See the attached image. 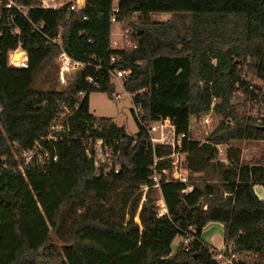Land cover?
<instances>
[{
  "label": "trees",
  "instance_id": "obj_1",
  "mask_svg": "<svg viewBox=\"0 0 264 264\" xmlns=\"http://www.w3.org/2000/svg\"><path fill=\"white\" fill-rule=\"evenodd\" d=\"M15 2L26 7L25 14L12 10L28 65L7 62L17 40L3 27L0 193L9 190L15 198L0 197V264H215L201 236L209 221L222 224L225 252L232 242L240 264L264 262V197L254 188H264V154L243 163L240 150L229 146L226 161L215 159L218 143L264 140V0H85L77 9ZM154 11L187 13L188 27L181 32L172 18L152 19ZM112 13L124 31L131 28L121 48L111 46ZM57 33L60 46L86 64L62 88L35 86L40 72L43 79L57 77V66L49 67L61 48L51 40ZM113 68L129 69L123 88L132 95L134 135L88 108L91 90H114ZM213 97L219 119L201 141L189 131V118L207 111ZM60 99L79 106L69 131L47 145L57 159L21 170L23 159L10 143L29 148ZM248 106L254 114L244 112ZM162 116L170 118L175 136L185 133L179 145L151 141L142 122ZM95 137L119 151L111 162L96 165L88 156ZM174 149L187 153V181L156 186L151 166L171 167ZM176 236L182 239L173 245Z\"/></svg>",
  "mask_w": 264,
  "mask_h": 264
},
{
  "label": "built area",
  "instance_id": "obj_2",
  "mask_svg": "<svg viewBox=\"0 0 264 264\" xmlns=\"http://www.w3.org/2000/svg\"><path fill=\"white\" fill-rule=\"evenodd\" d=\"M40 5L46 7H59L62 5H67L70 9H77L82 7L85 3V0H38ZM20 12L21 14H25L26 7L20 4H17L15 0H0V34L3 31V27L7 26L8 32L16 38L17 45L8 52L7 62L16 66L25 67L28 65V55L22 46V33L20 27L16 24L14 18L13 10ZM3 10L5 11L4 15L2 14ZM113 11H117L116 5L113 6ZM5 18L6 21H2V18ZM110 20L116 21L115 13H112L110 16ZM129 28H125V32H128ZM54 43H57L59 46L61 45V34L57 33L55 36L51 38ZM60 50L55 56V61L57 64V78L58 81L62 84L67 82V74L70 72H75L76 70L82 68L86 62L82 60L75 59L71 57L63 48L60 46ZM23 50L20 52L19 56H14L17 51ZM114 57L111 56V59ZM110 80L116 82V80L123 79L128 73L129 69H121V68H113L109 69ZM94 77L91 75L86 76V80L89 83H93V86L98 85V83L93 80ZM81 97L86 94V91H79L78 93ZM215 97H213L210 107L207 111L201 112L198 116L191 115L189 118V131H192L196 127H205L210 126L209 124L213 122L217 117V114L214 112V102ZM79 103L75 102L73 104H69L67 100L60 99L57 101V109L55 114L50 120L47 129L40 132V134L34 139L33 144L29 148H24L19 146L16 140H13L10 143V151L17 158L21 157L23 160H18L17 167L23 170V166L26 164H36L42 165L47 162L50 158L52 160L57 159V154L52 152L47 145H54L56 140L64 133H67L70 129L69 119L72 114L78 108ZM1 102H0V110H1ZM138 108V107H136ZM217 119H215L217 123ZM215 123V125H216ZM145 126L147 132L150 134V139L152 142H161V143H171L172 145L176 142L177 145L180 144L181 138L185 135L184 132L179 133L177 136L174 134V126L171 123V120L168 116H162L156 120H152L150 122H142ZM215 125L210 129L212 130ZM209 130V131H210ZM158 131V136H154L153 133ZM168 131L171 133V140H167ZM209 134L206 131V135L204 138L200 139L201 141L206 139V136ZM119 142L116 141V144ZM92 150L87 149L88 156L91 157L94 161V164H99L103 161L111 162L112 158H115L118 154V150H114L113 145H110L105 142L102 137H95L92 143ZM182 152V151H181ZM180 150L174 149L169 155L171 157V167L169 168H156L155 164L152 167V173L150 179L154 182L156 186H159L161 180H169V179H178L180 181H187V168L181 165V161H179ZM50 159V160H51ZM114 171H118V167H114ZM143 188H146V185H143ZM190 185L186 187L189 189ZM166 210L164 203L159 208V213H163ZM190 239V236L183 239V242L186 244ZM233 243L231 242L227 247V252H225V248L222 244L219 247L211 246V249L214 252V259L216 261L215 264H240L239 257L236 252H231V247ZM187 248V247H185ZM247 264H264V262L252 261Z\"/></svg>",
  "mask_w": 264,
  "mask_h": 264
},
{
  "label": "rangeland",
  "instance_id": "obj_3",
  "mask_svg": "<svg viewBox=\"0 0 264 264\" xmlns=\"http://www.w3.org/2000/svg\"><path fill=\"white\" fill-rule=\"evenodd\" d=\"M76 1V0H74ZM150 17L155 20H166L168 18H172L181 32H184L189 24V16L186 13L185 15L180 14L179 12L172 11H154L151 12ZM121 21H112L111 22V40L113 48H121L124 45L125 38L123 37L124 30L121 28ZM129 28L127 34L130 32V26H126ZM55 67L56 61L54 60L49 64V67ZM74 72H70L67 74V82L73 77ZM66 82V83H67ZM255 83L261 84L259 79H254ZM54 85L55 88H62L65 84H62L58 81V78L54 74L50 75L47 79H43V74L40 72L37 74L35 78V86L41 88H49ZM131 93H128L123 88V79L119 81L116 80L114 82V90L111 94L101 91V90H91L88 94V108L89 110L95 114L96 116H108L111 117L119 126H123L125 131L128 134L134 135L138 131V125L136 120L131 112V108H133V101L131 97ZM244 109V108H243ZM245 113H255V109L251 107H247L244 110ZM218 119L219 116L217 115ZM217 117H214L217 119ZM213 120L212 124L210 123L209 127H196L193 132L195 136L200 140L205 137L206 131L210 132L211 128L215 125L216 121ZM210 130V131H209ZM154 136H158V131L153 133ZM171 133L168 131L167 140H171ZM237 147L240 150V161L243 163H254L258 161L260 155L264 154V140L263 139H232L229 143H218L217 149L218 153L216 156V160L218 161H226L225 151L229 147ZM187 157L186 152H181L179 154V161H181V165L184 166L185 159ZM201 174V172H200ZM254 188L257 194L261 197H264V188L255 184ZM159 189L155 190L154 196L159 197ZM159 198H157L156 203L158 208L160 207ZM223 236V226L220 222L217 221H209L204 226L202 231V238L207 241L211 246L217 247L220 245V241H222ZM182 239L181 236H176L173 240V245L178 243ZM38 264H58V263H44L40 261Z\"/></svg>",
  "mask_w": 264,
  "mask_h": 264
},
{
  "label": "water",
  "instance_id": "obj_4",
  "mask_svg": "<svg viewBox=\"0 0 264 264\" xmlns=\"http://www.w3.org/2000/svg\"><path fill=\"white\" fill-rule=\"evenodd\" d=\"M23 50L17 51L18 53H16L14 56H19L20 52H22ZM0 197L4 202H10L12 200H14L15 198V193L9 190H5L2 193H0Z\"/></svg>",
  "mask_w": 264,
  "mask_h": 264
},
{
  "label": "crops",
  "instance_id": "obj_5",
  "mask_svg": "<svg viewBox=\"0 0 264 264\" xmlns=\"http://www.w3.org/2000/svg\"><path fill=\"white\" fill-rule=\"evenodd\" d=\"M111 46H112V43H111ZM94 115H95V114H94ZM158 200H159L158 202H159L160 206H162V203H164L163 200H162V198H159ZM159 208H160V207H159ZM220 224H221V223H220ZM203 229H204V227L202 228V231H203ZM201 236H202V232H201ZM202 239H203V238H202ZM203 240H204V239H203ZM220 242H221V243H220V245H221L222 242H223V236H222V241H220ZM220 245H219V246H220ZM219 246H217V247H219Z\"/></svg>",
  "mask_w": 264,
  "mask_h": 264
}]
</instances>
